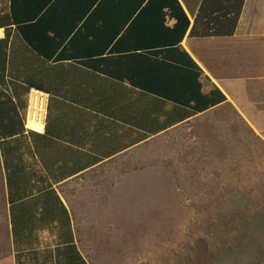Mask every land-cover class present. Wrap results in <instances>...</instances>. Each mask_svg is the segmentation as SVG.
<instances>
[{
	"label": "trees",
	"instance_id": "1",
	"mask_svg": "<svg viewBox=\"0 0 264 264\" xmlns=\"http://www.w3.org/2000/svg\"><path fill=\"white\" fill-rule=\"evenodd\" d=\"M8 19L21 43L41 60L75 62L101 85L112 82L153 99V109L172 107V112L165 110L163 125L148 136L227 101L218 88L203 92V71L182 47L190 20L179 0H10ZM29 89L47 93L39 85ZM51 106L50 102L49 110ZM18 134L20 145L26 146L24 128ZM29 137L42 160L47 134L29 131ZM2 144L7 179L1 177L0 187L8 192L16 264H26L27 255L35 252L38 233L46 230L59 240L56 263L88 264L76 244L71 214L52 184L42 177L35 182L16 178L22 167L4 147L10 143ZM204 202V232L196 233L192 254L187 249L189 256L180 254L175 264H264V175L249 189L225 190L204 197Z\"/></svg>",
	"mask_w": 264,
	"mask_h": 264
},
{
	"label": "crops",
	"instance_id": "2",
	"mask_svg": "<svg viewBox=\"0 0 264 264\" xmlns=\"http://www.w3.org/2000/svg\"><path fill=\"white\" fill-rule=\"evenodd\" d=\"M179 1L190 20L182 47L203 71V92L218 88L227 101L148 136L163 125L165 110L172 112V107L153 109V99L112 82L101 85L75 62L36 57L8 22L10 0H0V41L9 37L0 43V148L3 141L10 143L4 147L22 167L16 178L35 182L40 170L45 184H52L59 196L81 191L84 179H121L141 171L166 142L184 137L191 123L220 109L232 110L264 142V0ZM30 85L42 86L49 94ZM34 96L43 108L37 114L38 119L43 114L42 122L30 119ZM23 128L26 146L19 143ZM29 131L47 134L49 140L41 141L42 160ZM1 177L7 179L0 152ZM2 194L7 196L6 187ZM5 213L7 218L8 208Z\"/></svg>",
	"mask_w": 264,
	"mask_h": 264
},
{
	"label": "rangeland",
	"instance_id": "3",
	"mask_svg": "<svg viewBox=\"0 0 264 264\" xmlns=\"http://www.w3.org/2000/svg\"><path fill=\"white\" fill-rule=\"evenodd\" d=\"M187 127L184 137L148 157L141 171L121 179H84L81 191L60 196L88 264H175L180 254L189 256L187 249L192 254L196 233L204 232V197L249 189L264 175V142L232 110H216ZM2 191L0 264H16ZM37 237L26 264H58L55 232Z\"/></svg>",
	"mask_w": 264,
	"mask_h": 264
},
{
	"label": "bare ground",
	"instance_id": "4",
	"mask_svg": "<svg viewBox=\"0 0 264 264\" xmlns=\"http://www.w3.org/2000/svg\"><path fill=\"white\" fill-rule=\"evenodd\" d=\"M31 113H30V119L31 120H35V121H40V122H42V120H43V114L42 115H40L39 117V119H38V112H42L43 110V108H42V105H40V101L37 99V97L36 96H34V98H32V104H31ZM36 126H38V125H36ZM38 128V127H37ZM35 129V128H34Z\"/></svg>",
	"mask_w": 264,
	"mask_h": 264
}]
</instances>
